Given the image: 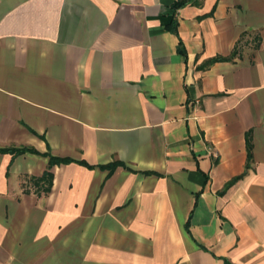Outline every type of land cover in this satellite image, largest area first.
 I'll return each mask as SVG.
<instances>
[{"label": "crops", "instance_id": "crops-1", "mask_svg": "<svg viewBox=\"0 0 264 264\" xmlns=\"http://www.w3.org/2000/svg\"><path fill=\"white\" fill-rule=\"evenodd\" d=\"M178 1L0 0V264H264V0Z\"/></svg>", "mask_w": 264, "mask_h": 264}, {"label": "trees", "instance_id": "trees-1", "mask_svg": "<svg viewBox=\"0 0 264 264\" xmlns=\"http://www.w3.org/2000/svg\"><path fill=\"white\" fill-rule=\"evenodd\" d=\"M189 0H179L177 3H176V7H180L182 6L183 4L187 3ZM248 145V153H249V150H250V147H249V142L247 143ZM23 150H17V152H21ZM248 160H249V156H248ZM59 161L58 159H55V158H51L50 162L53 164L55 162ZM63 161V160H61ZM51 173L49 171H46L41 177L35 179V183L37 184H45L44 187H43V191L44 192H48L50 186H51ZM231 183V182H230ZM229 184V183H228Z\"/></svg>", "mask_w": 264, "mask_h": 264}]
</instances>
